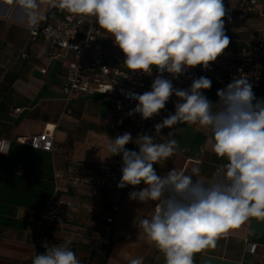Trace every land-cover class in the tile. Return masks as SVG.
<instances>
[{"label": "crops", "instance_id": "crops-1", "mask_svg": "<svg viewBox=\"0 0 264 264\" xmlns=\"http://www.w3.org/2000/svg\"><path fill=\"white\" fill-rule=\"evenodd\" d=\"M235 3L236 0H224L228 48L208 70L198 65L184 78L172 79L174 88L187 89L194 78L207 77L212 86L203 90L204 95L215 104L226 64L246 40L264 39L262 20L253 14H240ZM47 8L41 5V11L48 14L47 20L52 23L67 13L58 9L47 12ZM27 27L20 9L0 2V139L10 143L8 152L0 153V264H32L35 255L45 252L35 242L40 234L47 237L49 245L71 238L70 247L81 264H129L130 259L137 257L143 259V264H165L163 254L139 227V218L150 217L156 202L143 204L129 198L130 192L145 187L143 183L118 188L120 171L116 183L101 190L92 214L86 210L91 201L85 190L71 189L66 184L65 169L72 165L103 163L114 158L122 166L121 156H111L106 150L112 140L106 113L113 98L96 92L66 101L60 76L71 60L70 54L50 57L51 45L42 39L29 42ZM99 40L112 49L118 47L102 29ZM259 60L263 65L262 79L253 86V92L258 99H264V52ZM177 102L173 95L158 123L175 113ZM44 127L53 130L54 146L61 147V151L45 152L18 142L19 137L39 133ZM175 127L181 129L174 137L179 148L167 161L153 165L157 175L164 176L173 168L190 174L191 168L199 167L200 175L194 179L206 183L213 168L226 162L212 151L210 130L186 124ZM171 131L164 128L155 133L154 127L132 121L120 127V135L127 132L135 139L138 134H151L158 143L170 139ZM125 147L138 151L134 143ZM55 173L60 175V194L69 202V217L60 225L39 222L56 185ZM194 264H264V220L250 218L222 235L215 248L194 256Z\"/></svg>", "mask_w": 264, "mask_h": 264}, {"label": "clouds", "instance_id": "clouds-1", "mask_svg": "<svg viewBox=\"0 0 264 264\" xmlns=\"http://www.w3.org/2000/svg\"><path fill=\"white\" fill-rule=\"evenodd\" d=\"M23 12V19L34 28L46 19L41 5L75 17H93L107 37L124 54L123 66L130 72L157 75L151 90L128 93L138 103L128 115L139 113L149 120L165 109L175 95V113L154 125L155 133L173 129L165 142H155L151 134L130 133L109 139L111 156H121L122 176L117 184L145 185L129 193L131 200L143 204L156 202L150 217H140L139 227L163 254L165 264H194V256L215 248L217 240L237 229L250 218L264 220V99H258L253 85L241 69L237 77L217 91L214 104L203 90L211 79L194 78L189 88H174L168 73L177 79L190 68L210 64L230 44L225 33L224 0H0ZM128 78V75L126 76ZM210 130L212 151L226 161L205 185L200 168L191 173L171 169L157 175L154 164L175 155L179 144L177 125ZM134 143L138 151L126 149ZM222 176V178H221ZM71 238L62 244L42 243L44 253L35 255L32 264H81L71 249ZM129 264H143L141 257Z\"/></svg>", "mask_w": 264, "mask_h": 264}, {"label": "built area", "instance_id": "built-area-1", "mask_svg": "<svg viewBox=\"0 0 264 264\" xmlns=\"http://www.w3.org/2000/svg\"><path fill=\"white\" fill-rule=\"evenodd\" d=\"M235 4L240 14H253L259 17L262 20L261 30L264 33V0H236ZM53 9L55 8L48 7L47 12ZM47 15L45 13L46 19L39 25L34 28L27 27L28 41L33 42L38 39L47 41L52 48L49 52L52 58L63 55L65 52L70 54L71 60L66 63L60 76V85L65 100L70 101L80 95H93L96 92L102 93L105 98H113L106 113L112 128V140L120 135V127L128 121L140 126L154 127L158 123L160 114L149 120H143L139 113L128 115L138 103L129 98L128 93L143 94L150 91L151 83L157 75L156 70L154 69L151 75L138 72L128 73L123 66L125 57L119 47L112 49L100 42L101 29L93 17H75L66 13L60 20L52 23L47 20ZM263 52L264 39L255 42L250 39L246 40L226 64L221 89L230 83L233 77L241 74L238 69L247 75L253 86H257L262 79L263 65L259 59ZM192 69L180 75L178 79L189 75ZM127 75L128 78H126ZM163 75L172 80L170 74L164 73ZM14 110L19 111L20 108ZM17 140L33 149L45 152L61 151V147L54 146V132L48 127H44L39 133L19 137ZM9 146V141L0 139V153H7ZM218 168L221 167L213 168L205 185L210 182ZM65 171V182L69 188L84 189L86 197L91 202L93 201L86 207V210L92 214L96 210L94 202L100 198L101 190L106 186L114 185L118 180L121 164L118 160L111 158L103 163L72 165ZM59 177V173H55L56 185L48 201V207L39 222L60 225L69 217V202L60 194ZM30 220H32L31 217ZM107 220L111 222L112 218ZM44 241L48 242L47 237L37 235L36 244L43 247ZM253 250L254 245L251 247V251Z\"/></svg>", "mask_w": 264, "mask_h": 264}]
</instances>
